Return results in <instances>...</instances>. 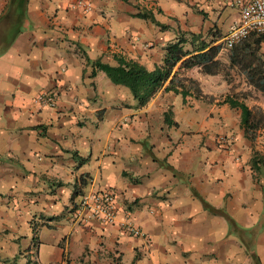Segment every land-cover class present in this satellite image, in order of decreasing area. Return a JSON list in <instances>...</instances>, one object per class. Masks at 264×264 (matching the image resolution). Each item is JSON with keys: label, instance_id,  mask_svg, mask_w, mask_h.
I'll list each match as a JSON object with an SVG mask.
<instances>
[{"label": "crops", "instance_id": "0c3cea01", "mask_svg": "<svg viewBox=\"0 0 264 264\" xmlns=\"http://www.w3.org/2000/svg\"><path fill=\"white\" fill-rule=\"evenodd\" d=\"M84 1L89 10L78 0H26L13 39L3 21L10 0H0V264H264V124L251 142L238 110L213 106L227 147L186 108L191 92L183 100L160 91L136 108L85 60L114 65L121 56L151 70L184 32L222 45L238 19L229 17L235 0ZM147 12L166 29L136 17ZM178 71L204 96L221 84L197 68ZM42 93L56 95L53 108L37 100ZM193 121L199 130L180 134ZM255 155L262 164L252 169ZM101 190L115 194L116 223H73L80 197ZM126 222L144 237L127 234ZM42 226L63 231L52 248L39 240Z\"/></svg>", "mask_w": 264, "mask_h": 264}, {"label": "trees", "instance_id": "16d2710c", "mask_svg": "<svg viewBox=\"0 0 264 264\" xmlns=\"http://www.w3.org/2000/svg\"><path fill=\"white\" fill-rule=\"evenodd\" d=\"M11 10L12 12H10ZM25 11L26 0L24 2L10 0L3 21L8 24L10 29L15 30L13 39L22 31ZM196 12L204 16L202 11ZM12 17L13 20H11ZM136 17L150 19L156 26L166 29V26L154 20L152 13L137 14ZM215 42V38L209 39V35L188 32L179 34L174 41L164 46L162 63L154 66L151 70L138 62L127 60L121 56L114 57V65L102 63L100 60L90 61L88 58L85 60L93 68L91 76H95L97 71L103 72L114 86L125 88L129 92L136 108L146 106L160 91L172 92L185 100L191 92L187 85L194 81L180 78L178 71L180 69L197 68L203 75L216 76L224 73L227 68H235L243 75L245 83L249 87L264 95V55L261 53L264 37L251 35L230 49L228 67L219 60L218 56L222 47L220 44L215 45ZM177 67L178 70L175 71ZM221 104H227L231 109L240 112V127L244 131V137L253 142L258 129L264 124V114L254 112L244 102L231 96H225ZM168 116L164 115L165 123L176 125ZM256 157L257 155L252 160V169H256L258 165L262 164V159H256ZM132 182L137 183L136 179ZM203 205L213 215L222 214L221 211L214 210L204 201Z\"/></svg>", "mask_w": 264, "mask_h": 264}, {"label": "built area", "instance_id": "2783aa9c", "mask_svg": "<svg viewBox=\"0 0 264 264\" xmlns=\"http://www.w3.org/2000/svg\"><path fill=\"white\" fill-rule=\"evenodd\" d=\"M77 3L82 9H90V5L84 0H78ZM233 6L238 9V19L229 27L222 41L225 50L232 49L251 35L264 37V0H235ZM37 100L53 108L56 95L42 93ZM219 143L229 146L226 138H220ZM71 215L76 225L96 222L102 226H113L117 218L115 194L109 190L88 192L80 197ZM123 227L133 237H144L130 222H126Z\"/></svg>", "mask_w": 264, "mask_h": 264}, {"label": "rangeland", "instance_id": "374dc122", "mask_svg": "<svg viewBox=\"0 0 264 264\" xmlns=\"http://www.w3.org/2000/svg\"><path fill=\"white\" fill-rule=\"evenodd\" d=\"M238 15V10L234 9L231 11V14L229 15V17L231 15ZM210 31H221L218 30V28L214 27L212 28ZM222 49L221 52L218 56L219 60L224 63L226 65V67H228L229 65V60H228V55H229V50H225L223 48V45H221ZM261 53H263L264 55V44L261 45ZM194 73V76H197L198 74L201 76V74L198 72ZM198 75V76H199ZM105 79H107L106 75H104ZM197 81V80H195ZM219 81L221 82V84H216V82L214 83H210L209 84V88L211 90V92L213 93L212 96H204L201 90V82L197 81V84L194 83H188V87L190 88L191 91V99L188 100V104L186 105V108H190L191 111H194V114L192 115L198 123H200L201 121H209L211 123H213L214 125L210 124V127H212V130L210 132V137L212 140L214 141H219L220 138L222 137V135L220 133H218V129H217V123L214 121V114L212 113V111H214V113L216 112L217 109H219L222 104L221 101L224 99L225 96H231L234 97L242 102H244L248 107H250L252 110H257L260 109L257 106V103H262L264 105V95L260 94L259 92L254 91L251 87H249L246 83H245V79L243 77V75L237 70V69H232V68H227L225 69L224 73L219 75ZM223 85V87H222ZM214 106V108L212 109V107ZM212 109V111H211ZM208 111V117H205V112ZM234 113V112H232ZM202 115V117L200 116ZM178 118L184 122V116L180 113L178 115ZM206 118V119H205ZM196 121L192 122V126H190L189 124L186 125H182L181 129H180V134L182 132H197L200 128V125L197 124ZM189 125V126H188ZM199 134V133H198ZM198 134H192L190 137L198 139ZM203 134V133H201ZM197 137V138H196ZM200 138V137H199ZM36 222L38 223V220L36 219ZM64 224L67 225V222L64 221ZM34 226V223L32 225V227ZM54 226V225H52ZM35 228V227H33ZM61 234H63V231L61 229L58 228H50L47 226H42L41 230L39 232V240L50 246L52 245V243L56 240H58L61 236ZM33 254L31 257L35 258L36 257V251L33 250L32 251ZM19 264V263H18Z\"/></svg>", "mask_w": 264, "mask_h": 264}]
</instances>
